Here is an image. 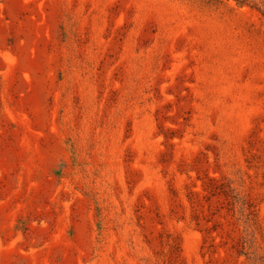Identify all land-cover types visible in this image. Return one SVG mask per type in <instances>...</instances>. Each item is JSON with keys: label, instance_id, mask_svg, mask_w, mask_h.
Returning a JSON list of instances; mask_svg holds the SVG:
<instances>
[{"label": "rangeland", "instance_id": "1", "mask_svg": "<svg viewBox=\"0 0 264 264\" xmlns=\"http://www.w3.org/2000/svg\"><path fill=\"white\" fill-rule=\"evenodd\" d=\"M0 264H264V0H0Z\"/></svg>", "mask_w": 264, "mask_h": 264}]
</instances>
